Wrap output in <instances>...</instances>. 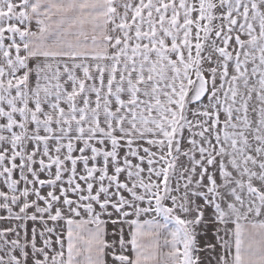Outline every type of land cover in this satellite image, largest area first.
Segmentation results:
<instances>
[{
	"label": "snow or ice",
	"instance_id": "obj_1",
	"mask_svg": "<svg viewBox=\"0 0 264 264\" xmlns=\"http://www.w3.org/2000/svg\"><path fill=\"white\" fill-rule=\"evenodd\" d=\"M0 264H264V0H0Z\"/></svg>",
	"mask_w": 264,
	"mask_h": 264
}]
</instances>
